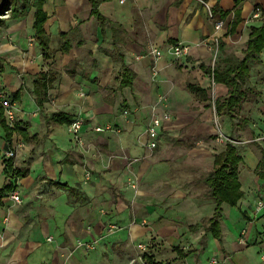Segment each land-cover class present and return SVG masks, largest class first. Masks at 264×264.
Returning <instances> with one entry per match:
<instances>
[{"label": "crops", "instance_id": "1", "mask_svg": "<svg viewBox=\"0 0 264 264\" xmlns=\"http://www.w3.org/2000/svg\"><path fill=\"white\" fill-rule=\"evenodd\" d=\"M201 1L217 15L240 8L242 22L235 33L227 35L230 17L215 31ZM259 5L264 9V0H109L99 6L107 20L102 25L91 15L89 0H45L53 58L44 60L39 46L31 45L29 54L37 59L10 60L0 78L12 93L23 87L21 97L28 94L35 105L30 114L19 107L27 138H17L15 164L29 172L16 181L21 203L13 202L11 193L0 198V264H97L96 255L107 254L104 249L87 256L75 249L76 242L106 238L115 220L126 232L125 240L116 239L122 248L115 264H149L148 259L202 264L197 257L210 245L217 264H264V209L255 211L264 185L257 169L262 156L256 158L249 144L255 140L252 133L264 127L251 121L264 119V50L242 86L244 101L235 116L216 112L217 100L229 90L204 69L213 61L216 36L217 61L243 58L251 28L246 24ZM19 30L8 31L22 47L23 39L15 36ZM61 34L70 37L67 52ZM175 45L188 47L187 55L174 57L169 50ZM153 50L162 55L155 57ZM122 66L133 74L125 87ZM11 69L30 78L51 71L49 101L42 108L31 95L33 84L20 82ZM165 111L170 119L163 121L151 149L147 129ZM55 112L83 119L82 144L69 135V126L50 120ZM217 132L227 142L221 144ZM232 140L249 145L239 174L243 198L237 207L229 206L244 215L248 226L239 231L224 204L219 241L202 224H210L215 208L206 179L215 157ZM6 182L0 161V188ZM243 231L244 244L239 242ZM38 254L41 258L33 260Z\"/></svg>", "mask_w": 264, "mask_h": 264}, {"label": "trees", "instance_id": "2", "mask_svg": "<svg viewBox=\"0 0 264 264\" xmlns=\"http://www.w3.org/2000/svg\"><path fill=\"white\" fill-rule=\"evenodd\" d=\"M92 6L91 15L94 16L102 25L107 21L99 12V6L101 3L109 0H89ZM237 4L239 1L236 2ZM45 0H37L35 3H31L30 0H1L0 1V34H2L7 28H9L10 22H17L26 19L29 16L31 7L34 8V40L39 46L42 57L44 60L53 58V50L51 49V39L45 30V23L48 19V15L44 10ZM240 8L234 11L222 13L223 18L228 19V32L227 35L234 34L238 25L242 22ZM7 12L8 18H3V15ZM259 25H253L250 28L249 37L246 43V48L243 53L242 59L239 58H225L223 61H216L215 67L212 70L211 66L205 67V71L209 74H213V80L215 83H222L228 87V95L222 100L216 102V112L219 114H227L229 116H235V108L241 106L244 101L245 92L242 86L250 78L251 68L254 65L259 64L260 55L264 50V9L262 10ZM114 34L117 33V29L112 24ZM64 38L61 48L67 52L70 49V37L66 34H61ZM115 44L118 39L114 37ZM5 72L3 59L0 58V78L2 73ZM133 74L132 72L122 66V82L121 87H125L131 84ZM33 91L32 95L34 101L39 108H42L46 102L49 101V91L53 82V75L50 70L46 72H38L31 76ZM24 88L21 87L16 91L10 99L12 101L18 100L22 96ZM14 101V102H15ZM50 120L69 126L72 119L63 112H55L50 115ZM0 131L3 133V137L7 142L8 150H12L15 147V136L27 138L26 127L22 125V122L18 121L14 127H11L6 122L3 106L0 102ZM17 137V138H18ZM7 150V151H8ZM6 151V152H7ZM4 173L7 178V182L0 188V198L9 193L14 192L17 189L16 181L18 179L27 176L28 168H19L15 164L14 157L5 158ZM243 157L240 154L238 148L233 144H227L225 150L218 154L214 160V169L208 175L206 183L209 188V194L215 202L214 215L209 220L210 224L206 228V232L211 233L214 238L221 240V228L220 220L222 218V206L224 204L230 207H237L239 201L243 198V191L241 189V183L239 180L240 167L243 164ZM259 170V176L264 180V150L262 151V159L257 167ZM54 184V183H53ZM55 185L61 187H68L55 183ZM76 191L75 188H70L69 192ZM196 229V228H195ZM149 264L155 263L151 259H148Z\"/></svg>", "mask_w": 264, "mask_h": 264}, {"label": "rangeland", "instance_id": "3", "mask_svg": "<svg viewBox=\"0 0 264 264\" xmlns=\"http://www.w3.org/2000/svg\"><path fill=\"white\" fill-rule=\"evenodd\" d=\"M1 1V0H0ZM37 0H30L31 3H35ZM9 15L7 14V12H5V14L3 15V18H8ZM33 21H34V8L31 7L30 9V13L29 16L22 20V21H17V22H10L9 21V28H15V30H19L16 32V39L18 40V38H21V40L23 39V44L25 46H20V44L18 43V41H15V37L13 36L12 33H10V29H6L2 34H0V58L3 59V64L5 69L9 70V61L10 60H14V58L17 59H25L26 61H32L34 59V61L37 59L35 56V53H32L33 56H31V54H29V47H31V45H35V40H34V31H33ZM260 21L257 20H250V23L246 26H253V25H259ZM249 27V28H250ZM32 38V40H30ZM55 40V39H54ZM54 45V43H51V47ZM36 55H38V52L36 51ZM21 57V58H20ZM48 65V64H47ZM50 66V65H49ZM12 73H15L18 76V79L20 80V82L22 81V79H24V81L26 82V84L30 87L32 85V81L31 78L28 76V73H26L25 71H20V70H13L11 69ZM261 80H259V78L256 77V83L258 84ZM26 86V85H25ZM0 90L3 91V93H5L7 95L8 98H10V96L12 97L14 93H12L10 90L6 89L2 83H1V79H0ZM30 91V89L28 90ZM25 92V91H24ZM10 95V96H8ZM32 95V94H31ZM12 100V99H11ZM15 101V100H14ZM0 102L2 104V101L0 99ZM16 103V122L20 121L21 118V114H20V110L19 107L24 106V110L26 113H33L35 110V108H33L35 105H31V97L28 94H25L24 97H20L18 100L15 101ZM264 104V103H263ZM21 105V106H20ZM4 109V108H3ZM23 111V110H22ZM6 117V116H5ZM28 119H32L29 117V115L27 116ZM251 118V117H250ZM36 119V118H35ZM242 120V118H241ZM240 120V121H241ZM251 121L257 126L259 124V122H264V119H258V118H253L251 119ZM22 122V121H20ZM8 124V123H7ZM9 125V124H8ZM22 125H24V123H22ZM25 126V125H24ZM258 128V127H257ZM223 131V130H222ZM217 137L220 139L221 144L225 141V139L223 138V136L217 132ZM70 135V134H69ZM3 133L2 131H0V161L3 163V167H5V162H6V156H5V151L8 150V147L6 145V141L3 137ZM19 135L15 136V141L17 143V137ZM71 136V135H70ZM252 137L255 139L253 142L249 143L252 148L254 149V156H256V158H260L262 155V151L264 149V127L263 128H258L257 131H254L252 133ZM223 140V141H222ZM227 142V140L225 141ZM224 142V143H225ZM230 143L234 144L239 152L241 153V155H244L243 153L245 152V147L249 146L248 143H241L236 141V140H232L229 141ZM13 150L15 151V162L16 160H18L20 157L17 156L16 150L13 148ZM9 151V150H8ZM4 152V153H3ZM255 176H258L257 171H255ZM253 176V175H251ZM264 188V185L262 186V189ZM19 194V193H18ZM20 196V194H19ZM21 198V196H20ZM22 200V198H21ZM20 207V206H19ZM225 210H227L228 208L230 210H232L233 214H234V219H236V228L242 229L243 227H247L248 226V221L247 219L244 217V215L240 212L239 210L236 208H230L229 206L224 205L223 206ZM248 209H246L247 211ZM253 215V214H252ZM264 215V214H263ZM118 223V224H117ZM120 222H118V220H115V226L117 227L113 232H110L106 235V238H98L96 240H91V241H86L84 239H79L78 241H82V242H94L97 241L98 243L95 246V249L92 251H87L84 248H80L81 250H84V252H86L87 256L90 255H95L97 254L96 251L99 248L104 249V251L107 253L106 256L104 257L103 254H100L99 256L96 255V261L97 264H111L113 262V264H115L117 262V253L118 250L122 248L121 244H118L116 242V239H118V237H120L121 239L125 240V236H126V232H120V229L122 228V226H120ZM203 227H206L209 225L208 222H203ZM229 224H232V222H229ZM27 224L25 225L26 228ZM264 227V225H263ZM262 227V228H263ZM242 233V232H241ZM242 236V234H241ZM244 240H245V235L243 236ZM202 238L199 241V245L200 246V242H201ZM213 240V239H212ZM205 241V238H203V242ZM107 245V246H105ZM77 250V248H75ZM210 249L208 250V248H206L204 250V252L199 255L197 258L199 259V262H201L202 264H209V261L211 258H213V250H214V246L210 245ZM255 249V248H254ZM190 253V252H188ZM180 252L177 251V255H179ZM185 255L187 256V252L185 253ZM41 258V255H35L32 257L33 260H38ZM145 258V257H144ZM193 257L191 256V258L189 260H191ZM109 260H111L112 262H110ZM145 260V259H144ZM218 261V260H217ZM219 264V263H218Z\"/></svg>", "mask_w": 264, "mask_h": 264}, {"label": "built area", "instance_id": "4", "mask_svg": "<svg viewBox=\"0 0 264 264\" xmlns=\"http://www.w3.org/2000/svg\"><path fill=\"white\" fill-rule=\"evenodd\" d=\"M204 5V7L206 8L209 20L212 22L215 31H220L226 23L225 18H223L221 15H217L211 8V6L209 5L208 2L205 1H201ZM262 10L263 8L259 5L256 6L253 13H252V18L253 20H260L261 18V14H262ZM213 45H214V55H213V61L211 63V69L213 70L217 61V55L219 52V48H220V40L219 37H214L213 38ZM189 49L186 46L183 45H175L172 46L169 50V52L176 58H181L185 55H187ZM152 54L155 57H160L161 51L159 50H153ZM212 80H213V74H212ZM214 82V80H213ZM0 99L2 101V106L4 108V113L6 116V122L11 126L14 127L15 123H16V103L14 101H12L10 98L7 97V95L5 93H3V91L0 90ZM159 100L162 101L164 100V97L161 96L159 97ZM36 115V113L34 114ZM170 119V114L168 112H164L162 117H156L153 119L152 123L149 125L148 129H147V134H148V138H149V142H148V147L153 149L157 146V140L159 137V130L161 128V125L163 123V121H167ZM84 121L81 117H76L72 120L71 124L68 127V131L70 133V135L72 136L73 140L78 143V144H82V139L80 136L81 133V128L83 125ZM109 129V127H107ZM105 128H96L97 131H104ZM5 156L6 158H11L13 156H15V151L9 150L7 152H5ZM10 198L12 199L13 202L19 204L21 203V198L19 196V194L14 191L10 194ZM264 209V188L262 189L258 201H257V205L255 208L256 212H260ZM117 227L115 225H111L108 230L107 233L113 232ZM245 235L244 231L242 232V236L239 239V242L244 244L245 240L243 238V236ZM48 241H52V238H48ZM98 242L94 241V242H82V241H77L76 242V248H84L87 251H92L95 249V246ZM141 249H145L144 245H139L138 246ZM264 258V256H263ZM217 258L216 256H214L213 258L210 259L209 264H217ZM47 264V263H44Z\"/></svg>", "mask_w": 264, "mask_h": 264}]
</instances>
